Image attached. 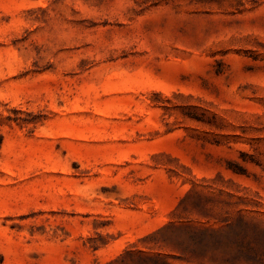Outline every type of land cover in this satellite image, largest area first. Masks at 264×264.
<instances>
[{
  "label": "rangeland",
  "instance_id": "374dc122",
  "mask_svg": "<svg viewBox=\"0 0 264 264\" xmlns=\"http://www.w3.org/2000/svg\"><path fill=\"white\" fill-rule=\"evenodd\" d=\"M0 136V264H264V0H0Z\"/></svg>",
  "mask_w": 264,
  "mask_h": 264
},
{
  "label": "trees",
  "instance_id": "16d2710c",
  "mask_svg": "<svg viewBox=\"0 0 264 264\" xmlns=\"http://www.w3.org/2000/svg\"><path fill=\"white\" fill-rule=\"evenodd\" d=\"M9 120L10 119H12V120H14L16 123H18V119H20V118H8ZM21 120L22 121H24V119L23 118H21ZM1 143H2V138H1V136H0V147H1ZM189 239H190V241H192V243H190L192 246H193V250H195L196 248H198V244H199V242H196L195 241V238L194 237H192V236H190L189 237ZM166 264H169V263H166Z\"/></svg>",
  "mask_w": 264,
  "mask_h": 264
}]
</instances>
